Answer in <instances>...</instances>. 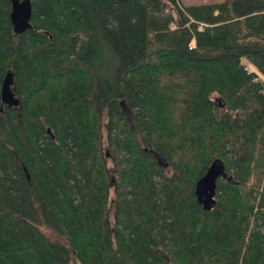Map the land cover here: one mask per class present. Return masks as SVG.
Masks as SVG:
<instances>
[{
	"label": "trees",
	"instance_id": "1",
	"mask_svg": "<svg viewBox=\"0 0 264 264\" xmlns=\"http://www.w3.org/2000/svg\"><path fill=\"white\" fill-rule=\"evenodd\" d=\"M30 2L15 33L0 0V264H264V0Z\"/></svg>",
	"mask_w": 264,
	"mask_h": 264
},
{
	"label": "water",
	"instance_id": "2",
	"mask_svg": "<svg viewBox=\"0 0 264 264\" xmlns=\"http://www.w3.org/2000/svg\"><path fill=\"white\" fill-rule=\"evenodd\" d=\"M10 2V20L13 30L15 33H22L31 26V2L30 0H10ZM11 85L12 73L7 72L0 88V97L2 104L15 106L18 105L19 99L12 92ZM154 155L159 164L167 166V161L162 155L158 153ZM219 177L225 178L226 172L222 161L220 159H215L208 166L204 175L201 176L195 184V195L198 203L202 205L203 209H211L214 205L216 180Z\"/></svg>",
	"mask_w": 264,
	"mask_h": 264
},
{
	"label": "rangeland",
	"instance_id": "3",
	"mask_svg": "<svg viewBox=\"0 0 264 264\" xmlns=\"http://www.w3.org/2000/svg\"><path fill=\"white\" fill-rule=\"evenodd\" d=\"M198 1L203 2V1H208V0H183L184 3L198 2ZM243 63L246 64V67L248 70L256 72L259 75V77L264 80V77L261 76V74L255 69V67L252 64L248 63L246 60H243Z\"/></svg>",
	"mask_w": 264,
	"mask_h": 264
},
{
	"label": "bare ground",
	"instance_id": "4",
	"mask_svg": "<svg viewBox=\"0 0 264 264\" xmlns=\"http://www.w3.org/2000/svg\"><path fill=\"white\" fill-rule=\"evenodd\" d=\"M257 70V69H256Z\"/></svg>",
	"mask_w": 264,
	"mask_h": 264
}]
</instances>
